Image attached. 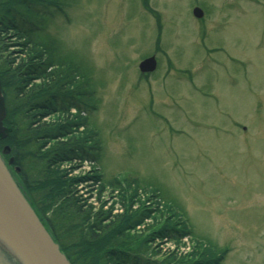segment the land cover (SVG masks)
Segmentation results:
<instances>
[{"label":"rangeland","instance_id":"374dc122","mask_svg":"<svg viewBox=\"0 0 264 264\" xmlns=\"http://www.w3.org/2000/svg\"><path fill=\"white\" fill-rule=\"evenodd\" d=\"M30 10L25 17L57 62L50 72L69 85L62 112L43 121L75 118L71 132L85 149L49 178L72 184L83 210H150L130 234L143 241L160 224L177 223L175 214L187 221L190 235L151 244L152 262L207 248L214 256L229 250L221 264H264V0H46ZM19 41H3L0 57L25 60ZM152 56L158 68L143 75L139 64ZM9 122L17 141V113ZM58 140L44 141L43 151ZM5 147L19 182L45 206L30 187L42 179L30 151ZM43 210L56 225L52 209Z\"/></svg>","mask_w":264,"mask_h":264},{"label":"trees","instance_id":"16d2710c","mask_svg":"<svg viewBox=\"0 0 264 264\" xmlns=\"http://www.w3.org/2000/svg\"><path fill=\"white\" fill-rule=\"evenodd\" d=\"M32 3L44 5L46 0H0V45L6 42V39L17 38L20 40L19 46L25 56V60L21 63H17L15 58L9 57L10 60H8L7 57L5 59L0 57L2 60L0 80L7 110L5 122H9L13 112L17 113L19 119L17 141L11 134L7 141L0 139V145L4 142L7 144L12 142L19 148L26 147L30 151L28 156L35 159L34 168L38 173L40 172L42 179L34 180L36 182L33 181L34 184L30 187L34 189L35 194L41 193L40 198L50 201L41 208L35 205L36 211L60 245L62 252L71 264H221L229 252L228 249L214 256L212 249L204 248L203 252L190 257L177 258L173 254L161 260L160 263L152 262L151 257L147 255L156 256L157 254L153 253L151 244L156 239L177 240L190 235L191 230L187 221L179 219V216L169 208L167 209L169 214L176 215L174 218L178 224L162 223L155 228V231L148 232L143 241L141 239L143 236H131L133 235L131 231H136L138 227L151 219L153 213L150 210L144 207L138 213L128 210L129 214L115 216L111 212L103 214L102 210L94 212L95 208L92 206L83 210L85 204L82 203L81 197L75 196L70 188L72 184L66 185L59 182L60 177L49 178V169L68 162L74 157H81L85 149L83 145L80 146L82 140L79 137L75 138L71 132L79 128L80 124L75 123L78 120L62 118L55 123L43 121L55 111L62 112L61 106L65 105V99L69 97L64 89L69 85L66 77L59 75L60 73L50 72L57 62L54 61V56L48 55L50 48L48 44L35 35L34 27H37V24L25 17L26 13H30ZM144 3L147 5L146 1ZM17 16L21 18L19 19L21 22L18 21ZM28 23L31 25L29 28L26 25ZM2 52L0 50V56ZM71 96L75 98L74 95ZM36 115L40 116V119L37 127H34ZM10 131L11 129L8 128L9 133ZM58 139L69 140L60 142ZM48 140L59 142L56 141L49 150L43 151L44 141ZM49 179L55 183L54 187H48L46 184ZM23 187L29 198L35 202L30 188L25 185ZM46 207L52 209L58 221L56 225L44 216L43 208L46 209ZM78 221L79 225L76 223ZM74 222L77 225L74 226ZM179 225L182 226L179 228ZM59 226L60 230L63 229L62 232L59 231ZM71 228H74L76 232L72 233ZM68 230L70 245L65 243L67 240L63 236V232ZM71 236H74L72 240ZM133 243H139L137 248L132 251L126 250L127 245Z\"/></svg>","mask_w":264,"mask_h":264},{"label":"water","instance_id":"95a60500","mask_svg":"<svg viewBox=\"0 0 264 264\" xmlns=\"http://www.w3.org/2000/svg\"><path fill=\"white\" fill-rule=\"evenodd\" d=\"M203 15L202 10L194 9L195 17ZM156 67L155 57L140 64L143 73ZM6 116L0 80V139L9 134L4 126ZM8 151L5 147L0 152V264H71L11 170L13 159L7 163L3 158Z\"/></svg>","mask_w":264,"mask_h":264},{"label":"bare ground","instance_id":"6f19581e","mask_svg":"<svg viewBox=\"0 0 264 264\" xmlns=\"http://www.w3.org/2000/svg\"><path fill=\"white\" fill-rule=\"evenodd\" d=\"M2 86V85H1ZM4 124H5V121H4ZM5 126V125H4ZM9 135V134H8ZM8 137V136H7ZM2 140H4V139H2ZM0 152H2V151H0ZM11 168V167H10ZM12 170V169H11ZM32 198H30V201H31V203H32V205H34V207H35V205H37V202L35 201V202H33V200H31ZM35 209H36V207H35ZM139 228V227H138ZM165 239H167V238H165ZM71 263V262H70Z\"/></svg>","mask_w":264,"mask_h":264},{"label":"flooded vegetation","instance_id":"af4514ba","mask_svg":"<svg viewBox=\"0 0 264 264\" xmlns=\"http://www.w3.org/2000/svg\"><path fill=\"white\" fill-rule=\"evenodd\" d=\"M0 151H2V150L0 149Z\"/></svg>","mask_w":264,"mask_h":264}]
</instances>
